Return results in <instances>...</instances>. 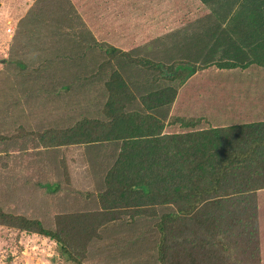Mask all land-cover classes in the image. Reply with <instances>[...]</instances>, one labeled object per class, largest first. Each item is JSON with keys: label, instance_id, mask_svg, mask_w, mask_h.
Returning a JSON list of instances; mask_svg holds the SVG:
<instances>
[{"label": "trees", "instance_id": "1", "mask_svg": "<svg viewBox=\"0 0 264 264\" xmlns=\"http://www.w3.org/2000/svg\"><path fill=\"white\" fill-rule=\"evenodd\" d=\"M57 1L70 5L68 0ZM198 1L209 12L191 23L195 28L191 36L178 38L168 46V53L160 52L168 55L164 60L132 56L98 44L93 38L90 45L86 44L87 49L103 53L106 65L122 60L132 68L131 73L145 72L151 75L147 82L161 86L137 97L121 73L109 68L103 79L106 97L98 114L36 135L43 141L55 140L52 147L83 145L90 163L102 158L98 167L105 170L100 180L103 187L95 194L97 209L78 217L103 219H96L95 226L84 231L87 242L99 238L111 222H120L121 227L137 226L149 217V264H260L264 220L259 215L256 193L264 189V122L211 125L202 118H192L185 108L187 112L170 115V106L181 91L189 92L190 79L206 68L244 69L256 65L264 69V0ZM75 13L66 12L64 21ZM33 16L32 7L19 21L18 33ZM216 47L233 52V56L226 61L213 59L209 54ZM185 48L188 55L184 54ZM204 50L200 60L193 58L194 52ZM19 68L23 71L25 67L19 64ZM101 68L99 64L96 70ZM96 77L93 71L83 80L88 83ZM69 88L60 87L65 91ZM201 88L198 93L206 98ZM207 100L215 101L209 97ZM201 123L206 127L198 129ZM176 124L189 131L164 132L166 126ZM14 138L0 133V145ZM107 145L115 147L112 164H107L105 155H92L93 151L106 150ZM59 187L52 184L47 189L55 193ZM0 226L49 239L64 262L83 264L86 245L73 241L61 221L46 227L38 219L5 211L0 204ZM137 243L141 249L145 242L140 238Z\"/></svg>", "mask_w": 264, "mask_h": 264}, {"label": "rangeland", "instance_id": "2", "mask_svg": "<svg viewBox=\"0 0 264 264\" xmlns=\"http://www.w3.org/2000/svg\"><path fill=\"white\" fill-rule=\"evenodd\" d=\"M36 1L0 0V133L15 136L13 141L0 145V204L5 211L38 219L46 227H54L61 221L73 241L86 245L83 264H149L152 246L148 244L149 217L137 226L121 227L120 222H111L107 229H102L99 238L87 242L84 231L95 226L96 219H103L78 217L97 209L95 194L103 187L100 180L105 170L98 167L102 158H94L90 163L83 145L52 147L55 140L43 141L36 134L98 114L106 97L103 79L109 68L121 73L137 97L162 85L147 82L151 75L143 71L131 73L132 68L122 60L106 65L103 53L86 47L90 38L95 41L93 32L112 36V46L133 48L129 51L132 56L164 60L168 46H173L178 38L191 36L195 30L191 23L209 10L198 0H68L73 9L57 0H41L35 7ZM32 7L33 19L27 18L18 33L19 21ZM73 10L74 17L64 21V14L70 15ZM7 29H11L9 33ZM217 48L210 50L213 59L226 61L233 56V52ZM161 51L166 52L164 56ZM205 51L194 52L193 58L200 60ZM19 64L25 67L23 71ZM99 64L103 68L96 70ZM93 71L97 77L84 82L83 78ZM190 80L189 92H180L177 104L175 99V104L170 106V115L187 112L185 109L189 108L181 107L186 99H194L196 104L202 98L207 101L208 97L223 100L226 82L238 84L241 90L264 82V69L251 65L245 73L233 74L209 67ZM63 85H70L69 90L60 89ZM198 86H206L203 92L206 98H200ZM56 90L61 93H55ZM189 114L199 115L191 110ZM205 125L201 123L198 129ZM186 131L189 130L178 124L164 129L166 133ZM114 148L109 145L106 150L93 151L92 155H105L107 164H112ZM52 184L60 186L55 193L47 189ZM87 194L92 197L88 198ZM140 238L145 242L141 249L137 247ZM0 264L68 263L61 259L49 239L0 226Z\"/></svg>", "mask_w": 264, "mask_h": 264}, {"label": "crops", "instance_id": "3", "mask_svg": "<svg viewBox=\"0 0 264 264\" xmlns=\"http://www.w3.org/2000/svg\"><path fill=\"white\" fill-rule=\"evenodd\" d=\"M94 33L95 41L98 43H105L106 45L119 49L122 52L129 53L130 49L118 48L112 46L114 42L112 36H98ZM152 40V39H151ZM149 41V40H148ZM146 41V42H148ZM145 42V43H146ZM244 69H226L231 73L239 74V71L245 73ZM204 71V70H203ZM202 72V71H200ZM199 73V72H198ZM198 73L196 75H198ZM194 75V77L196 76ZM227 75V74H226ZM238 84L226 82L225 95L221 101H212L206 99H200L196 104V100H183L182 106L189 108L191 112H195L199 115L193 116L194 118H202V122H214L221 121L226 122V127L231 125L250 124V123H263L264 122V82L256 83L251 88L240 89ZM206 88V87H205ZM199 91L201 86L197 88ZM204 91V89H203ZM202 91H200L201 93ZM202 96H200L201 98ZM178 99H176L177 104ZM175 104V101H174ZM257 205L259 207V215L264 220V189L257 191L256 193ZM262 231L264 235V221L262 222ZM263 257V259H262ZM260 264H264V242L261 246V259Z\"/></svg>", "mask_w": 264, "mask_h": 264}, {"label": "built area", "instance_id": "4", "mask_svg": "<svg viewBox=\"0 0 264 264\" xmlns=\"http://www.w3.org/2000/svg\"><path fill=\"white\" fill-rule=\"evenodd\" d=\"M10 30H11V29H7V30H6V31H7L6 33H9V32H10Z\"/></svg>", "mask_w": 264, "mask_h": 264}]
</instances>
